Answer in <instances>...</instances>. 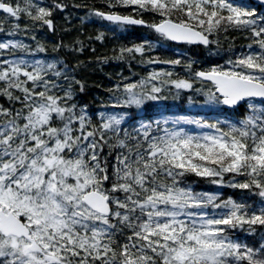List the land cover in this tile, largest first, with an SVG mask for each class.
Instances as JSON below:
<instances>
[{"label": "snow or ice", "instance_id": "obj_1", "mask_svg": "<svg viewBox=\"0 0 264 264\" xmlns=\"http://www.w3.org/2000/svg\"><path fill=\"white\" fill-rule=\"evenodd\" d=\"M0 264H264V0H0Z\"/></svg>", "mask_w": 264, "mask_h": 264}, {"label": "trees", "instance_id": "obj_2", "mask_svg": "<svg viewBox=\"0 0 264 264\" xmlns=\"http://www.w3.org/2000/svg\"><path fill=\"white\" fill-rule=\"evenodd\" d=\"M101 2L102 0H81V3H87V4L95 3L97 5L100 4ZM84 11L86 10L80 9L79 11L75 12L74 15L82 16V14L84 15L85 13ZM90 24L91 23H86L85 25L84 28L85 36H87L90 33H93L98 28V25L96 24L90 25ZM142 35H146V32L144 30L134 29L130 33L126 34L125 37H121L120 42L133 41ZM48 38L53 39L51 35H49ZM55 39H59V37H55ZM115 43L116 41L109 39L105 41L103 44H101L100 42H94L90 46L86 45L87 50L80 57L82 60L91 61V63H89L88 66L82 71L81 75L84 76L87 83V94L84 95L83 102L89 104L90 107L93 109L99 106L97 100L99 99V97H101L104 94V90L106 88L112 86V84L116 80L117 74L120 73L121 71H123L124 76H129L132 74H136L137 76H139L146 74L145 67L139 66L135 63L132 64L131 72L129 71L127 64H122L119 61L109 60L107 63H96L97 56L112 55L111 49L113 48ZM240 43H242V41L238 40L237 46ZM92 47L96 49L95 55H93V53L90 50ZM181 50H186L188 52V55L192 56L193 58H198L201 61H203L207 57V53H204L202 49H197L195 47H186ZM159 54L165 57L170 56L169 51H166L164 53L160 52ZM212 59L216 60L219 63H223V60L220 59L219 57H213ZM204 66L207 67L208 65L205 64ZM177 71L180 70L177 69ZM178 102H179L178 104H180V101ZM203 185L206 186V184ZM194 186L197 188H201L202 183L197 181ZM225 194L226 196L233 194V190L226 189Z\"/></svg>", "mask_w": 264, "mask_h": 264}]
</instances>
